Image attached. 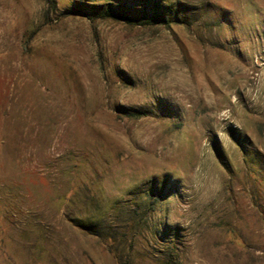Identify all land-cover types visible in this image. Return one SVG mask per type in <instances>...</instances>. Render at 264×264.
Segmentation results:
<instances>
[{
	"label": "rangeland",
	"instance_id": "1",
	"mask_svg": "<svg viewBox=\"0 0 264 264\" xmlns=\"http://www.w3.org/2000/svg\"><path fill=\"white\" fill-rule=\"evenodd\" d=\"M0 264H264V0H0Z\"/></svg>",
	"mask_w": 264,
	"mask_h": 264
}]
</instances>
